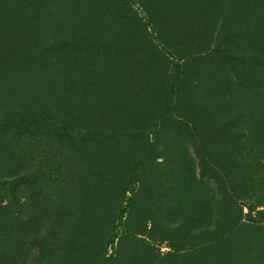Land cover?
Instances as JSON below:
<instances>
[{
  "label": "rangeland",
  "instance_id": "374dc122",
  "mask_svg": "<svg viewBox=\"0 0 264 264\" xmlns=\"http://www.w3.org/2000/svg\"><path fill=\"white\" fill-rule=\"evenodd\" d=\"M0 264H264V0H0Z\"/></svg>",
  "mask_w": 264,
  "mask_h": 264
},
{
  "label": "trees",
  "instance_id": "16d2710c",
  "mask_svg": "<svg viewBox=\"0 0 264 264\" xmlns=\"http://www.w3.org/2000/svg\"><path fill=\"white\" fill-rule=\"evenodd\" d=\"M20 64H22L21 60H20ZM27 70L28 71H34L33 69H28V68H27Z\"/></svg>",
  "mask_w": 264,
  "mask_h": 264
}]
</instances>
